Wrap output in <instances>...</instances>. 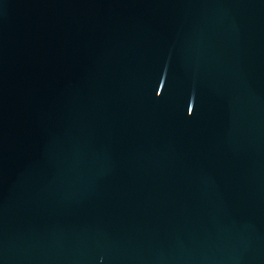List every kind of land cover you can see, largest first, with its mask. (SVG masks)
<instances>
[{
  "label": "water",
  "instance_id": "water-1",
  "mask_svg": "<svg viewBox=\"0 0 264 264\" xmlns=\"http://www.w3.org/2000/svg\"><path fill=\"white\" fill-rule=\"evenodd\" d=\"M0 264H264V0H0Z\"/></svg>",
  "mask_w": 264,
  "mask_h": 264
}]
</instances>
